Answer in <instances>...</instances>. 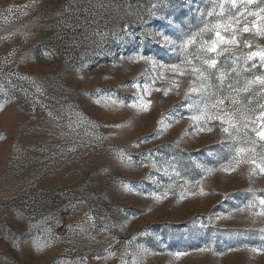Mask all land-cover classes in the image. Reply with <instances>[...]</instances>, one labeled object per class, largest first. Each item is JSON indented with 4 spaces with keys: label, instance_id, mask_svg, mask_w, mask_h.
I'll list each match as a JSON object with an SVG mask.
<instances>
[{
    "label": "rangeland",
    "instance_id": "obj_1",
    "mask_svg": "<svg viewBox=\"0 0 264 264\" xmlns=\"http://www.w3.org/2000/svg\"><path fill=\"white\" fill-rule=\"evenodd\" d=\"M253 52L264 0H0V264H264Z\"/></svg>",
    "mask_w": 264,
    "mask_h": 264
},
{
    "label": "snow or ice",
    "instance_id": "obj_2",
    "mask_svg": "<svg viewBox=\"0 0 264 264\" xmlns=\"http://www.w3.org/2000/svg\"><path fill=\"white\" fill-rule=\"evenodd\" d=\"M253 2V0H248V3L251 4ZM245 30H247V28H245ZM203 31V29H202ZM216 37L218 38V40L216 41H213L211 43V46L206 48L205 51H208L210 53H218L219 52V46H220V42L224 40V37L221 36V33L220 32H216L215 33ZM165 40L167 41L168 38L167 36H165ZM195 42V38L194 37H188L187 40L185 41V46H190L192 45L193 43ZM259 55L262 59H264V52H261V53H256V52H253L250 54V57L249 59H251L252 57L254 56H257ZM188 63H191L192 61L191 60H188L187 61ZM217 60L216 59H212L210 62L209 61H205L204 63L207 64L208 67L210 68H215L216 64H217ZM191 72L193 74H196L200 77L201 80H205L207 79V77L205 76V72L202 70V68H196V67H193L191 69ZM181 75H183L184 73H180ZM261 83H264V81H261ZM246 90V89H245ZM193 92H198L199 89H196V88H193L192 89ZM217 103H220L222 104L223 101L222 100H219L217 101ZM218 119L221 120V122H223V117H217ZM192 119L195 121L197 119H199L198 117H192ZM203 130V129H201ZM210 130V129H209ZM224 132H228L229 129L228 128H224L223 129ZM257 135H259L262 139H264V130H261L257 133ZM254 163V162H253ZM262 171H264V169H262Z\"/></svg>",
    "mask_w": 264,
    "mask_h": 264
}]
</instances>
